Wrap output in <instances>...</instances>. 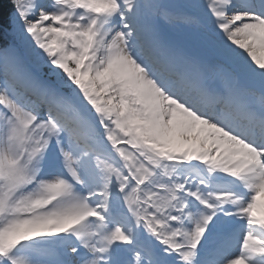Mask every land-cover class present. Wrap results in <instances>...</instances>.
Instances as JSON below:
<instances>
[{
    "label": "snow or ice",
    "instance_id": "1",
    "mask_svg": "<svg viewBox=\"0 0 264 264\" xmlns=\"http://www.w3.org/2000/svg\"><path fill=\"white\" fill-rule=\"evenodd\" d=\"M0 264H264V0H7Z\"/></svg>",
    "mask_w": 264,
    "mask_h": 264
},
{
    "label": "trees",
    "instance_id": "2",
    "mask_svg": "<svg viewBox=\"0 0 264 264\" xmlns=\"http://www.w3.org/2000/svg\"><path fill=\"white\" fill-rule=\"evenodd\" d=\"M11 10V5L7 2V0H0V14L3 15L4 19H7V15Z\"/></svg>",
    "mask_w": 264,
    "mask_h": 264
}]
</instances>
